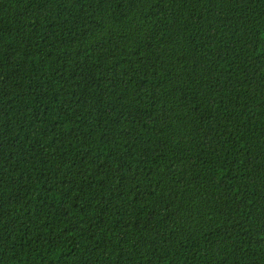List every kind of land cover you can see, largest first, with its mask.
<instances>
[{"label":"trees","instance_id":"obj_1","mask_svg":"<svg viewBox=\"0 0 264 264\" xmlns=\"http://www.w3.org/2000/svg\"><path fill=\"white\" fill-rule=\"evenodd\" d=\"M0 264H264V0H0Z\"/></svg>","mask_w":264,"mask_h":264}]
</instances>
